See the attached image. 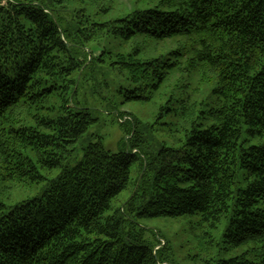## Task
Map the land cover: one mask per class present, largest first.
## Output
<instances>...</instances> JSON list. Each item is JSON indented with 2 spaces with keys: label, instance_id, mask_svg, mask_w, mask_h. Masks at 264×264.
<instances>
[{
  "label": "trees",
  "instance_id": "trees-1",
  "mask_svg": "<svg viewBox=\"0 0 264 264\" xmlns=\"http://www.w3.org/2000/svg\"><path fill=\"white\" fill-rule=\"evenodd\" d=\"M85 84L132 150L99 139L69 166L97 122ZM175 114L174 144L142 150L140 129ZM44 182L0 201V264H170L143 222L188 216L248 247L217 264H264V0H0V184Z\"/></svg>",
  "mask_w": 264,
  "mask_h": 264
},
{
  "label": "rangeland",
  "instance_id": "rangeland-1",
  "mask_svg": "<svg viewBox=\"0 0 264 264\" xmlns=\"http://www.w3.org/2000/svg\"><path fill=\"white\" fill-rule=\"evenodd\" d=\"M100 52V49L96 47L94 56H99ZM76 100L83 107L92 109L97 122L90 127L84 138L77 144L75 153L66 162L69 166H75L82 161L87 146L99 139L102 140L105 149L112 153L132 150V146H127L130 136L126 127L121 125V123H125L126 118L118 122L116 113L112 112L105 102L92 94L91 85H83ZM156 108L157 105L128 103L124 109L132 111L145 123H153L157 118L155 116ZM180 125V118L175 114V116L168 115L160 119L153 128L142 127L140 133L144 143L140 144V148L143 150L153 144L157 147H161L163 144L172 146L176 137L181 135L179 133ZM46 183L26 188L15 187L11 196H8L5 191L2 192L4 186L0 184V201L8 207H12L20 202L36 198L41 194ZM129 197L130 192L123 193L115 203V207H121ZM143 226L150 230L149 236H152L154 232L158 233L168 243L170 264H217L220 261L239 257L248 251L246 246L234 247L226 242V221L219 224L216 229L200 226L199 216L177 219L157 218L144 221Z\"/></svg>",
  "mask_w": 264,
  "mask_h": 264
}]
</instances>
